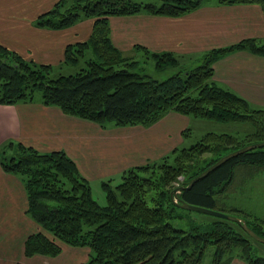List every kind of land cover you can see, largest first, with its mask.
<instances>
[{"label":"trees","instance_id":"obj_1","mask_svg":"<svg viewBox=\"0 0 264 264\" xmlns=\"http://www.w3.org/2000/svg\"><path fill=\"white\" fill-rule=\"evenodd\" d=\"M207 2L257 3L264 13V0H58L36 17L37 26L58 29L82 18L94 21L88 39L68 44L63 52V62L74 63L90 49L85 66L75 73L56 76L52 75L51 64L23 59L0 43L2 104L33 101V92L38 89L43 105L56 106L67 115L102 127L147 126L168 111L250 127L237 136L204 132L188 147L175 148L159 160L123 171L115 187L102 182L106 205L93 199L87 179L78 173L65 151L40 152L17 140L2 143L0 165L19 176L26 190V213L44 230L32 232L25 239V256H54L63 244H69L89 248V259L82 264H200L211 247L210 264H229L233 257L249 264H264V257L254 255L253 239L240 225L218 216L195 220L180 212L182 207L170 196L180 174V184H187L227 152L264 141V108L252 107L212 80L214 60L242 49L264 55V44L250 38L212 49L198 67L160 81L140 71L138 61L127 58L110 41L109 16L145 12L173 17ZM134 50L152 55L159 70L178 62L170 52H149L140 45ZM203 153H209V159L202 157ZM238 167L244 171L241 174L249 176L264 170V146L226 160L190 188L181 190L179 198L241 217L256 234L264 236V218L224 202L228 191L233 190L230 184Z\"/></svg>","mask_w":264,"mask_h":264},{"label":"crops","instance_id":"obj_2","mask_svg":"<svg viewBox=\"0 0 264 264\" xmlns=\"http://www.w3.org/2000/svg\"><path fill=\"white\" fill-rule=\"evenodd\" d=\"M58 0H0V43L21 58L37 63L63 61L68 44L88 39L93 18L66 28L50 29L34 23ZM110 41L122 54L143 46L149 52H170L188 64L212 49L244 39L264 44V13L257 3L207 2L192 11L168 17L145 12L108 17ZM212 80L243 97L252 107L264 108V55L233 50L212 63ZM197 120L168 111L151 125L99 126L67 115L39 97L6 105L0 103V145L20 141L40 152L65 151L88 183L121 179L123 171L153 162L184 146ZM26 190L19 176L0 165V264H82L89 248L63 244L54 256L23 253L32 232L43 230L27 213ZM44 231V230H43ZM229 264H249L233 257Z\"/></svg>","mask_w":264,"mask_h":264},{"label":"rangeland","instance_id":"obj_3","mask_svg":"<svg viewBox=\"0 0 264 264\" xmlns=\"http://www.w3.org/2000/svg\"><path fill=\"white\" fill-rule=\"evenodd\" d=\"M139 1V0H135ZM142 1H149V0H142ZM156 2V0H153ZM88 50V51H87ZM87 52L83 56L80 57V60L74 62V63H66L62 60L57 62V64H52V75L56 76L58 73L62 74H70L75 73L81 69V66H85V60L89 58L87 56V53L91 52L90 49H86ZM124 55L130 57L133 60L138 61L137 65L141 67L140 71L147 74L149 77H153L157 80H164L171 75L175 74V72L183 71L187 69H194L198 67L199 64H202L205 55L191 60L187 65L186 64H179L178 62L175 64V66H169L166 68H163V70H159L154 65V58L152 55H149L148 53L143 52L142 50L139 51H127L124 52ZM91 56V54H90ZM34 97H39L41 95L40 91L38 89H35ZM198 124L194 123L192 124V130H190L189 135L186 137V141L183 144L184 146H190L191 143L196 142L201 138V136L204 134V132H219V133H225L230 132L233 135L237 134H245L248 132V129H250L248 124L243 123H230V122H224L220 123L217 121H210L205 119H196ZM202 157L208 158L210 157L209 153H203ZM169 162H173V156L169 157ZM238 169V170H237ZM237 170V172H236ZM235 174L233 177V181L231 182L230 186L233 188V190L228 191V197L224 199V202L227 203V205H234L241 207L245 212L250 213L251 215H255L260 218H264V170H261L260 172H256L255 174L245 175L241 174L243 169L236 168ZM183 180V175L180 174V176ZM177 177V178H178ZM176 178V182L177 179ZM120 181V178H116L115 180H111L109 184L111 186L115 187V185ZM181 181V180H180ZM179 181V182H180ZM174 182V184L176 183ZM91 186V196L93 199L97 202V204L100 205H106L107 204V196L106 191L104 190L102 184L100 182L98 185H96L93 182H90L89 184ZM174 187H176L174 185ZM148 198L151 197V195L147 196ZM148 204H153V201L148 200ZM180 212L186 213L191 218H194L195 220H205L207 218H210V216L207 213L203 214L201 212L197 211H190L186 209H179ZM252 246L254 248V255L256 256H262L264 257V244L260 243L256 240L251 241ZM212 249L211 247L207 248L204 252L201 263L200 264H210Z\"/></svg>","mask_w":264,"mask_h":264},{"label":"water","instance_id":"obj_4","mask_svg":"<svg viewBox=\"0 0 264 264\" xmlns=\"http://www.w3.org/2000/svg\"><path fill=\"white\" fill-rule=\"evenodd\" d=\"M264 146V141H260V142H252L249 143L248 145L239 147L233 151H229L226 154L222 155L220 158H218L216 161H214V163H212L211 165L207 166L205 169H203L202 172H200L199 174L195 175L194 177H192L189 182L187 184H180V186H177L175 188H173L170 191V196L173 200V202L178 205L180 208H185L187 210L190 211H197V212H201L203 214L207 213L209 215L215 216V217H221L224 219H230L232 221H234L235 223H237L238 225L241 226V228L244 230V232L251 237L252 239H255L256 241L263 243L264 244V236L258 235L254 232L253 229H251L246 223L245 221L238 216H235L233 214H226L223 213L219 210H214L212 208L206 207V206H200L197 204H189L187 202H184L183 200H181L179 198V192L183 189H188L192 186L193 183H195L196 181H198L199 179L203 178V176L207 175L209 172L213 171L215 169V167L223 164L226 162V160L237 156V154L243 153V152H248L251 149H255V148H260Z\"/></svg>","mask_w":264,"mask_h":264},{"label":"built area","instance_id":"obj_5","mask_svg":"<svg viewBox=\"0 0 264 264\" xmlns=\"http://www.w3.org/2000/svg\"><path fill=\"white\" fill-rule=\"evenodd\" d=\"M177 179H178V180H177V182L175 183L176 186L179 185V183L181 182L180 180H182V178H181V177H178ZM179 181H180V182H179Z\"/></svg>","mask_w":264,"mask_h":264}]
</instances>
